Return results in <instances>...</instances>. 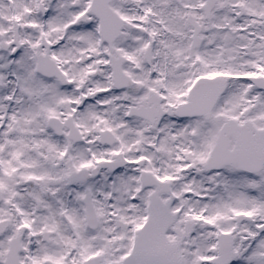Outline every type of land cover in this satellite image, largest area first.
<instances>
[{"label": "snow or ice", "instance_id": "1", "mask_svg": "<svg viewBox=\"0 0 264 264\" xmlns=\"http://www.w3.org/2000/svg\"><path fill=\"white\" fill-rule=\"evenodd\" d=\"M0 264H264V0H0Z\"/></svg>", "mask_w": 264, "mask_h": 264}]
</instances>
